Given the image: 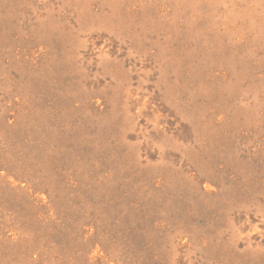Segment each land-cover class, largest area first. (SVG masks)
Here are the masks:
<instances>
[{
  "label": "rangeland",
  "instance_id": "1",
  "mask_svg": "<svg viewBox=\"0 0 264 264\" xmlns=\"http://www.w3.org/2000/svg\"><path fill=\"white\" fill-rule=\"evenodd\" d=\"M0 264H264V0H0Z\"/></svg>",
  "mask_w": 264,
  "mask_h": 264
}]
</instances>
